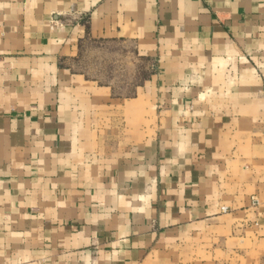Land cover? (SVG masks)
<instances>
[{
    "label": "crops",
    "instance_id": "1",
    "mask_svg": "<svg viewBox=\"0 0 264 264\" xmlns=\"http://www.w3.org/2000/svg\"><path fill=\"white\" fill-rule=\"evenodd\" d=\"M89 42L129 44L128 94ZM254 262L264 0H0V264Z\"/></svg>",
    "mask_w": 264,
    "mask_h": 264
},
{
    "label": "rangeland",
    "instance_id": "2",
    "mask_svg": "<svg viewBox=\"0 0 264 264\" xmlns=\"http://www.w3.org/2000/svg\"><path fill=\"white\" fill-rule=\"evenodd\" d=\"M130 50L129 44L86 43L74 69L101 84H112L120 94H128L133 75L142 70L141 64L133 62Z\"/></svg>",
    "mask_w": 264,
    "mask_h": 264
}]
</instances>
